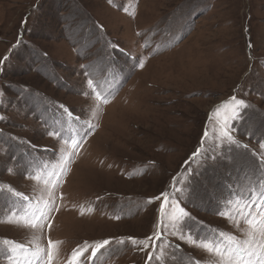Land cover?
Wrapping results in <instances>:
<instances>
[{
    "label": "rangeland",
    "instance_id": "1",
    "mask_svg": "<svg viewBox=\"0 0 264 264\" xmlns=\"http://www.w3.org/2000/svg\"><path fill=\"white\" fill-rule=\"evenodd\" d=\"M232 97L248 105L240 119ZM0 117V248L50 238L52 264H68L111 240L84 264H216L172 234L173 205L196 239L246 238L242 206L264 218V0H0ZM14 192L56 200L51 227L9 223L32 206Z\"/></svg>",
    "mask_w": 264,
    "mask_h": 264
},
{
    "label": "snow or ice",
    "instance_id": "2",
    "mask_svg": "<svg viewBox=\"0 0 264 264\" xmlns=\"http://www.w3.org/2000/svg\"><path fill=\"white\" fill-rule=\"evenodd\" d=\"M113 47H117L113 45ZM143 63L139 64V67H143ZM88 84L93 85V80L89 79ZM93 93L97 96L98 99H101L103 103L107 104L110 102L108 96L113 95V93H109L108 96H101L100 92L95 90V87L92 89ZM232 100L235 101V105L233 108V115L230 117L233 120L241 118V111L248 107L246 102L242 99L238 100L236 97H232ZM63 108V105L61 106ZM219 109H217V114L219 113ZM3 119V117H0ZM89 128L92 125H88ZM49 135H57L58 133L54 130H49ZM86 135L82 136L79 141L73 140L72 147L73 149H77L82 146L84 142H86ZM207 135V133L205 134ZM222 136L231 144H238L233 137L231 130L227 126V118L225 120V126L222 129ZM241 147L247 149V145H240ZM260 146L264 148V142H261ZM77 152H70L66 154V163L72 159ZM258 162L261 165H264V157H258ZM70 171V169H67ZM65 171V169H60L58 173H56V179L58 180L60 175ZM261 172L264 173V168H261ZM34 179H40L39 175L33 174ZM264 183V180L261 181ZM9 191H13L9 188ZM18 198L29 202L32 206L23 210V215H19L16 212H13L11 215L13 217H17V219L9 220V223H15L17 225H22L24 227H28L36 230L38 233L42 232L45 226L51 227L49 223V219L51 217V213L54 211H59V207L57 205L56 200H45L43 202V206L38 201H31L30 197L24 195L23 193L14 192ZM164 197L165 205L169 204L168 193L162 194ZM156 199H159L157 197ZM151 202V200L149 201ZM259 207L260 211L264 213V192H261L260 199L258 201H254ZM244 207H249L250 205L242 206L240 212L238 213L244 222L248 225V230L246 231V238H238L233 237L231 234L224 238L219 234H211L207 237H202L199 239L193 238V234L191 230L187 228V220L192 219L190 213L186 210V207H182L179 201H176L173 205L174 213H173V225L172 228L174 231L173 235L179 233V238L181 240H186L193 245H196L203 250L212 253L215 257H217L216 264H264V218L253 216L251 211L245 212ZM163 212V208L161 209ZM83 214V212L81 213ZM223 215V213H218ZM119 218V217H117ZM231 218V217H230ZM260 237V243H257V236ZM154 237L156 240L161 239V232L154 233ZM128 241H130L134 246L135 245H143L144 248L149 247V241L153 239V237H149L144 240H137L134 237H128ZM33 247H29L26 244L18 243L16 241H5V244L12 245L10 248H0V256H4L7 259L11 260L13 264H20L18 260H13V255L17 249L23 252H32L33 257L36 260V264H52V260L54 254L58 250V246L61 243L60 241H53L50 238L47 241V249L41 248L38 243L32 242ZM112 243L111 240H102L95 242L94 245L85 242L83 247L74 249L71 257L68 261V264H84L82 261V257L84 254L89 251L91 248L90 256L84 257L85 260L94 259L97 257V253L100 252L101 249L106 248ZM120 244H124V238H121L119 241ZM143 250V249H141ZM41 253H44V258L41 257ZM163 255V253H161ZM153 257L150 255L149 259ZM25 264H33L31 259H26ZM194 264V262H192Z\"/></svg>",
    "mask_w": 264,
    "mask_h": 264
}]
</instances>
